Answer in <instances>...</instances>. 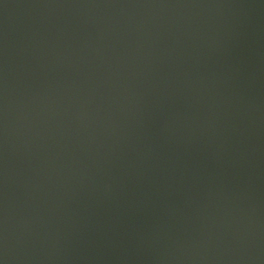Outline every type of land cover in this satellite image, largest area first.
I'll use <instances>...</instances> for the list:
<instances>
[{"label":"water","instance_id":"obj_1","mask_svg":"<svg viewBox=\"0 0 264 264\" xmlns=\"http://www.w3.org/2000/svg\"><path fill=\"white\" fill-rule=\"evenodd\" d=\"M0 264H264V0H0Z\"/></svg>","mask_w":264,"mask_h":264}]
</instances>
